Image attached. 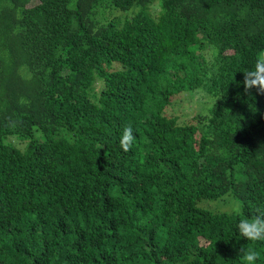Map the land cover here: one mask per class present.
<instances>
[{"label": "trees", "instance_id": "trees-1", "mask_svg": "<svg viewBox=\"0 0 264 264\" xmlns=\"http://www.w3.org/2000/svg\"><path fill=\"white\" fill-rule=\"evenodd\" d=\"M32 1L0 0V264H241L249 247L264 264L235 230L264 218V91L243 73L264 0ZM197 89L216 98L197 125L164 114ZM228 194L239 214L198 206Z\"/></svg>", "mask_w": 264, "mask_h": 264}, {"label": "rangeland", "instance_id": "rangeland-1", "mask_svg": "<svg viewBox=\"0 0 264 264\" xmlns=\"http://www.w3.org/2000/svg\"><path fill=\"white\" fill-rule=\"evenodd\" d=\"M76 0H72L70 6L73 7ZM37 0L31 2L29 6L37 4ZM160 7V0H156L155 3ZM158 7L151 9V15H157L160 10ZM114 15H117L119 19L126 21L130 19L138 8L132 7L130 10L122 11L118 9H112ZM111 16V15H110ZM154 17V16H153ZM155 18V17H154ZM212 51L207 50L204 52V56L207 60L212 59ZM113 68H119L118 65ZM216 100L212 96H209L205 91L197 89L192 92H184L171 98L170 105L164 111V114L169 118H175L178 125H197V119L207 116L209 108ZM20 150H25L27 142L14 137H7ZM198 206L202 209L225 214H239L241 212V202L236 200L231 194H228L218 200H201L198 202Z\"/></svg>", "mask_w": 264, "mask_h": 264}, {"label": "clouds", "instance_id": "clouds-1", "mask_svg": "<svg viewBox=\"0 0 264 264\" xmlns=\"http://www.w3.org/2000/svg\"><path fill=\"white\" fill-rule=\"evenodd\" d=\"M245 90L256 88L264 91V53L259 55V59L251 69L244 70ZM136 144V137L131 127H125L120 136V145L127 152ZM235 230L239 236L249 241H264V218L262 217H242L238 220ZM241 264H257L260 259V252L253 247L241 249Z\"/></svg>", "mask_w": 264, "mask_h": 264}]
</instances>
